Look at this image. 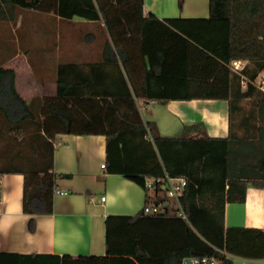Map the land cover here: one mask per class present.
Returning <instances> with one entry per match:
<instances>
[{"label": "trees", "instance_id": "trees-1", "mask_svg": "<svg viewBox=\"0 0 264 264\" xmlns=\"http://www.w3.org/2000/svg\"><path fill=\"white\" fill-rule=\"evenodd\" d=\"M143 3L144 0H0V19L15 20L17 7L55 11L65 19L75 15L87 20L103 19L111 37L107 41V61L117 70L116 75L111 73L104 91H99L98 78L84 76L82 66L60 64L57 94L42 99L39 110L33 101L19 94L14 69L1 66L0 116L9 124V131L30 133L27 140L33 153L23 157L19 165L0 168V173L24 174L23 209L32 216L54 212V139L58 133L106 135L108 171L120 173L143 187L150 176L166 172L186 176L188 185L181 203L188 220H183L178 209L169 204L159 215L146 214L142 209L135 216H109L108 250L119 255H52L57 261L49 264H182L185 257L193 255H210L220 264H232L233 255L264 258V229L227 227L225 222L228 202H244L250 183L264 187V127L259 126L254 135L241 137L233 133L226 137L154 133L150 137L152 126L138 109L127 78L129 68L124 64L123 69L115 58L113 43L119 36L113 28L116 17L110 15L113 10L129 6L142 13ZM168 21L171 34L185 44L179 66L181 78L163 80L167 71L162 70L160 80L153 85L151 75H147L143 97L223 99L229 101L233 111L244 97L257 93L260 119L264 120V91L251 82L242 91V71L231 65L236 59L248 60L264 70V0H210L209 17ZM118 34L122 35V31ZM98 69L97 65L91 68L92 72ZM171 70L168 76L173 75ZM4 128L0 127V134L5 133ZM148 201L147 198L146 204ZM170 221L174 224L170 226L169 246L158 250L151 242L152 229ZM34 226L32 217L30 227ZM41 256L19 255L28 260L20 264H48L39 261Z\"/></svg>", "mask_w": 264, "mask_h": 264}, {"label": "crops", "instance_id": "crops-1", "mask_svg": "<svg viewBox=\"0 0 264 264\" xmlns=\"http://www.w3.org/2000/svg\"><path fill=\"white\" fill-rule=\"evenodd\" d=\"M24 11L35 17L53 18L61 43L56 44L51 53L46 51L51 44H28L24 49L11 44L10 32L22 23ZM110 15L116 17L113 28L119 36L117 43H113L115 58L123 69L124 64L129 68L127 78L144 121L152 126H149L150 136L155 133L170 137H226L233 133L241 137L254 135L259 126L264 127L257 93L244 97L233 111L229 101L223 99L143 97L147 75H151L153 85H157L162 70L167 71V77H161L163 80L181 78L179 66L185 44L179 36L171 34L172 25L168 19L209 17L210 0H144L142 13L139 8L129 6L113 10ZM110 38L103 19L87 20L78 15L65 19L55 11L23 8L14 22L0 19V67L14 69L19 94L28 102L33 101L40 110L42 99L57 94L58 69L63 63L82 66L83 75L97 77L96 87L104 91L111 73L116 75L117 71L116 66L107 61ZM241 61L242 91L247 90L248 82L263 91L260 88L263 70L252 61ZM95 65L99 69L92 72ZM169 70L172 76H168ZM5 124H1L3 128ZM3 135L6 138L4 132ZM54 147L56 189L66 193H55L52 214H26L23 209L24 174L0 173V264L25 263L28 260L19 257L22 254H40L39 261L48 264L57 261L52 255L70 254L74 258L119 255L108 250L107 218L135 216L142 211L147 198L148 203L167 198L164 192L148 191L134 180L108 171L104 134L58 133ZM3 152L6 158V141ZM102 196L106 199L102 200ZM164 202L171 203L170 200ZM32 217L35 218L33 228L30 227ZM225 222L227 227L264 229V187L250 183L244 202H228ZM231 260L232 264H264V258L233 255Z\"/></svg>", "mask_w": 264, "mask_h": 264}, {"label": "rangeland", "instance_id": "rangeland-1", "mask_svg": "<svg viewBox=\"0 0 264 264\" xmlns=\"http://www.w3.org/2000/svg\"><path fill=\"white\" fill-rule=\"evenodd\" d=\"M21 11H23V8L17 7L15 9L17 17ZM23 16L24 19L22 23L18 25V27L14 26L10 32V40L12 38L11 44L13 46H19L21 49H24L28 44H45L46 46L47 44H51L46 50L47 53H51L53 47L56 44L61 43L60 39L57 38L56 24L54 23L53 18H48L46 16L35 17L34 15L29 14L28 11H24ZM7 24L10 26V23ZM28 36L29 38L26 40ZM29 41H32L33 43H29ZM262 78L264 79V70L260 79ZM1 124H5L2 116H0V125ZM1 128L4 130L2 125ZM29 129L31 131L32 127ZM2 133L0 134V168L19 165L21 160L24 161L23 157H29V155H32V145L27 140L30 135L29 132L21 134H18L15 131L11 132L9 131V124L6 123V138ZM5 141L6 158H3V156H5L3 152ZM170 201L172 206L176 205L173 198H171ZM182 219L185 220L184 218ZM163 222L159 225H155L151 232L152 245L158 248V250H165L169 246V241L171 239L170 226L174 224L173 221H170L169 223Z\"/></svg>", "mask_w": 264, "mask_h": 264}, {"label": "built area", "instance_id": "built-area-1", "mask_svg": "<svg viewBox=\"0 0 264 264\" xmlns=\"http://www.w3.org/2000/svg\"><path fill=\"white\" fill-rule=\"evenodd\" d=\"M232 67L235 70H241L243 68L241 60H233ZM260 88L264 91V79L260 81ZM152 137V136H150ZM188 185V180L184 175H172L169 172H166L162 176H150L145 179L144 188L148 191H161L164 192L170 200L173 198L176 202L175 208L178 209V215L185 220H188L187 214L184 211V208L181 203V197L184 195L186 187ZM55 193H66L60 189H55ZM106 196H102V200H105ZM160 203L156 204L155 202L147 203L144 206V212L149 215H159L164 211V201L159 200ZM172 206V203H169ZM182 264H220L219 260L210 255H193L185 257L182 261Z\"/></svg>", "mask_w": 264, "mask_h": 264}, {"label": "water", "instance_id": "water-1", "mask_svg": "<svg viewBox=\"0 0 264 264\" xmlns=\"http://www.w3.org/2000/svg\"><path fill=\"white\" fill-rule=\"evenodd\" d=\"M155 203H156V204H159V203H160V201H159V200H157V201H155ZM168 203H169V202H165V203H164V205L166 206V205H168ZM163 212H164V211H163Z\"/></svg>", "mask_w": 264, "mask_h": 264}]
</instances>
